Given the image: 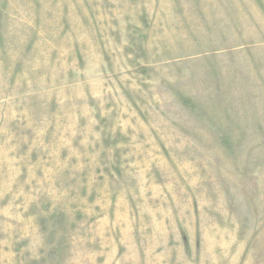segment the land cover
I'll return each instance as SVG.
<instances>
[{
	"label": "rangeland",
	"instance_id": "obj_1",
	"mask_svg": "<svg viewBox=\"0 0 264 264\" xmlns=\"http://www.w3.org/2000/svg\"><path fill=\"white\" fill-rule=\"evenodd\" d=\"M0 264H264V0H0Z\"/></svg>",
	"mask_w": 264,
	"mask_h": 264
}]
</instances>
